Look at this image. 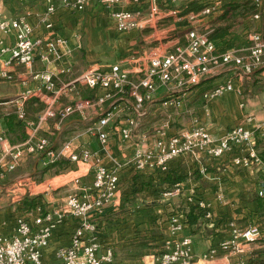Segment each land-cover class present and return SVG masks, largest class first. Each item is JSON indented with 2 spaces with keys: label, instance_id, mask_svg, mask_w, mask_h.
Instances as JSON below:
<instances>
[{
  "label": "crops",
  "instance_id": "0c3cea01",
  "mask_svg": "<svg viewBox=\"0 0 264 264\" xmlns=\"http://www.w3.org/2000/svg\"><path fill=\"white\" fill-rule=\"evenodd\" d=\"M252 1L255 4V0ZM262 2L264 4V0ZM51 3L56 5V10L50 16L54 31L66 38L67 49L70 51L62 62L55 63L53 67L65 65L72 69V74L63 75L58 85L62 84L60 82H68L92 65L107 67L111 63H105L110 59H116L115 63H123L134 76L133 71L136 69L139 56L123 53L126 47L135 46L136 40L133 37L138 30L118 31L111 15L113 11L126 8V5L107 7L97 0L90 2L84 10L78 11L64 6L60 0H0V11L9 17L24 15L35 28L39 27L41 31H46L40 25V20ZM160 6L169 8L173 5L163 1ZM221 13L222 11L211 17L199 18L196 28L200 30L212 28V20ZM246 26L247 35L239 47L248 45L247 37L251 32H260L264 35V17L255 20L251 15L246 21ZM4 41L8 45L13 44L14 36H6ZM45 68L46 64L37 58L35 71H43ZM257 72L253 76L237 80L241 93L226 92L208 102L203 97L204 90L234 76V67H221L210 75V81L208 79L203 86L184 94L181 109L165 108L162 104L167 98L179 96L178 92L159 89L154 101L146 105V114L139 118L134 137L130 141L123 140L119 133L114 131L117 121L111 126V138L105 149H102L97 137L88 133L89 124L100 116L99 109L89 110L86 118L78 114L72 115L64 124V121L62 123L51 121L49 125L43 127L40 135L49 137L53 148L58 149L67 140L74 139L77 146L91 148L96 152V156L89 163L72 162L68 157H63L57 162L64 161L60 169L61 174L45 179L38 186L47 183L46 189L38 192L23 193V189H16L17 181L6 184L8 176L6 179H0V186L6 189L9 197H12V205L0 206V235L13 237L16 234V218L19 216L34 225L36 217L58 209L70 195H83L84 188L93 184L95 166L101 160L108 167L121 166L117 194L95 217L100 253L103 254L108 249H112L114 253V260L110 264H155L163 251L166 239L171 237L180 239L186 236L192 238V264H227L239 261L249 263L252 253L256 249L264 248V238L247 246L243 254L234 255L219 249L215 256L208 259L203 257L230 238L233 225L240 227L259 225L264 233V197L259 196L264 173L258 169L249 170L236 166L233 160L240 154L239 151L220 158L208 157L201 153H187L171 161L166 172L159 169L137 171L127 162L134 155L136 147L145 142V135H148L149 143H153L156 139L151 135L160 138L158 129L167 124L166 136L190 129L189 117L192 118L193 115H196L201 124L216 138L222 137L238 125L254 131L257 123L264 120V70ZM31 86L34 87L36 84L31 83ZM80 87L84 86L76 85L71 92L60 96L56 100V106L67 105L94 95L90 88L84 87L89 91V95L76 97ZM120 98L122 103L132 102L128 93ZM40 101L46 107V101L41 99ZM106 105L105 107H108L109 104ZM15 111L16 106L0 105V132H4L11 143L13 142L4 121L9 115H13L15 120L19 121ZM127 117L128 115H124L121 123ZM22 125L26 139L29 130L23 122ZM63 138L67 140L64 141ZM256 140L263 153L264 137H257ZM44 160V154H37L25 160L20 167L33 161L34 175H38L43 173V166H47ZM56 167L59 165L53 169ZM47 171L50 174V170ZM48 173L45 174L46 177ZM60 177L62 178L59 182H64L56 185L52 183V180L57 181ZM77 178L79 182L75 181ZM177 186L182 190L180 197L170 199L165 195ZM23 195L24 198L21 197ZM191 209L197 218L195 223H189L186 214ZM174 212L185 213L184 227L176 233L172 232L170 223V217ZM78 226V219L70 215H66L57 224L50 239V246L43 255L42 264H54L59 261L57 251L71 244L72 235ZM173 264L182 263L177 261Z\"/></svg>",
  "mask_w": 264,
  "mask_h": 264
},
{
  "label": "built area",
  "instance_id": "2783aa9c",
  "mask_svg": "<svg viewBox=\"0 0 264 264\" xmlns=\"http://www.w3.org/2000/svg\"><path fill=\"white\" fill-rule=\"evenodd\" d=\"M97 0H60L64 6L82 11L86 6ZM101 4L112 7L126 5V8L112 12V19L120 32L155 27L167 14L160 8L166 1L175 5L180 0H98ZM206 3L199 12H191L188 17L197 21L201 17L210 16L222 8V0H204ZM257 11L255 20L264 17L262 0H255ZM148 7V12L145 9ZM56 10L51 3L47 12L41 17L39 27H34L24 15L9 17L0 11V81L17 80L24 88L16 96L0 101V105L16 106V117L28 128V136L22 142L13 144L4 132H0V179H6L8 173L16 171L21 164L37 155L44 154L45 165H54L63 157L72 162L89 163L96 152L87 146H77L74 139L67 140L60 148H53L49 137L40 135L44 126L51 121L62 123L72 115L85 117L91 109H99L100 116L88 126V133L97 137L102 149H105L111 138V126L125 141L134 137L139 125V118L146 114V105L152 103L156 92L161 89L175 90L180 95L163 100L165 108L181 109L183 96L189 91L204 85L210 75L220 67H234L232 78L216 83L203 92L206 101L211 102L226 92L241 93L239 81L259 70H264V35L251 32L247 39L248 45L218 52L215 43L210 39L209 32L198 28L187 30L184 44H177L171 51H151L139 57L132 76V71L115 63L107 67L90 66L80 75L68 82H60L63 75H71V67L55 66L69 54L67 40L54 31L51 14ZM14 36L13 44H6L4 37ZM37 58L46 64L43 71H35ZM31 83L36 86L32 87ZM76 85L88 87L94 95L79 99L73 103L56 106V100L68 94ZM126 93L132 102L122 103L120 96ZM38 98L46 101V107L36 119H29L24 104L27 100ZM109 104L108 107H105ZM124 115L128 117L121 123ZM251 119V117H249ZM166 126L158 129L155 142L149 143L148 135L134 152L128 164L137 171L159 169L166 172L170 162L187 153H201L208 157L220 158L234 151L239 155L233 160L238 167L249 170H261L264 173V158L257 146V137H264V120L251 131L238 125L222 137L216 138L202 125L195 115L191 119V128L166 136ZM120 165L108 167L101 160L95 166L94 181L84 188L83 195H70L58 209L43 213L36 217L32 225L24 217L16 218V234L13 237L0 235V264H42L43 255L50 246V239L57 224L66 215L78 219L79 226L74 231L71 244L57 251L59 261L54 264H110L114 260L112 249L100 253L98 243V226L95 217L109 205L119 189ZM75 181L79 182V178ZM263 186L259 196L264 197ZM179 186L165 193L170 199L180 197ZM41 210V209H40ZM210 216L211 214L208 213ZM185 213L174 212L170 217L173 233L184 227ZM264 238L259 225L240 227L233 225L231 236L214 249L203 255L205 259L215 256L219 249L230 254H243L247 246L258 243ZM192 238H168L164 242L163 251L155 264H192ZM227 264H248L239 261Z\"/></svg>",
  "mask_w": 264,
  "mask_h": 264
},
{
  "label": "rangeland",
  "instance_id": "374dc122",
  "mask_svg": "<svg viewBox=\"0 0 264 264\" xmlns=\"http://www.w3.org/2000/svg\"><path fill=\"white\" fill-rule=\"evenodd\" d=\"M194 1L201 2L204 0H181L177 2L174 6H170L169 8L160 6L163 13L167 14V16L160 20L158 23L155 24V27H146L143 29H138V32L133 37L134 40H136L135 46H128L125 48L124 55H138L139 57H142L144 55L149 54L151 51H171L174 49V47L177 44H184L186 41V33L188 29L196 28V24L198 21H192L189 19L188 15L190 13H184L186 6L190 5ZM202 7L200 10L203 9V4H201ZM165 8V9H164ZM148 7L145 9V13L148 12ZM222 11V8L219 11H216L212 15L208 16H214L218 12ZM217 17V16H215ZM214 20H212L213 22ZM252 29V28H251ZM205 32L211 31V28L204 29ZM130 34V33H128ZM135 47V48H134ZM236 48V47H235ZM118 58V57H117ZM116 60V59H115ZM114 59L105 60L107 63H111V65L115 64ZM93 67H99L98 65H92ZM221 68V67H220ZM219 69V68H218ZM83 71V70H82ZM79 72L76 74L77 76L80 75ZM216 71V70H215ZM210 81V79H209ZM203 86V85H202ZM22 86L17 80H14L12 82H5L0 83V101H4L6 99H9L18 95L22 91ZM89 95V91L86 88L80 87L79 94H76V97L82 96L87 97ZM108 105V104H107ZM106 105V106H107ZM13 108V107H12ZM196 116V115H195ZM190 120L192 119L189 117ZM66 122V120L63 122V124ZM67 136V134H66ZM68 137V136H67ZM66 138V137H65ZM63 138V140L65 139ZM65 139L64 141H66ZM62 166L56 167L55 169H49L50 174L48 173V169L43 166L44 170L43 173H39L38 175H34V162L30 161L27 165L26 163L19 167L18 170L8 173V179L6 180L7 183H13L17 181V188L16 189H23V193H29V192H38L43 189H46L47 183L44 185L38 186L40 183L44 182L45 179H50L51 177L55 175H60V169ZM47 169V170H46ZM48 173L49 175L46 177L45 174ZM23 178V179H21ZM62 177H60L57 181L52 180L53 184L61 183L64 181L59 182V180ZM25 179V181H23ZM66 181V180H65ZM1 183V181H0ZM4 187L0 186V206L1 207H8L12 205V197L8 196L7 191ZM18 193V192H17ZM26 195V194H25ZM21 196L24 198V196ZM28 195V194H27Z\"/></svg>",
  "mask_w": 264,
  "mask_h": 264
},
{
  "label": "trees",
  "instance_id": "16d2710c",
  "mask_svg": "<svg viewBox=\"0 0 264 264\" xmlns=\"http://www.w3.org/2000/svg\"><path fill=\"white\" fill-rule=\"evenodd\" d=\"M222 13L213 21L211 31L209 33L210 39L215 43L218 52L222 53L229 49L239 47L246 38V21L253 15L257 9L252 0L242 2L241 0H223ZM205 1H194L186 6L184 13L199 12ZM258 73V72H256ZM254 73L253 75H255ZM251 75V76H253ZM45 107V104L38 98H32L25 102L24 109L26 115L30 119H36L37 114ZM7 126V133L13 143L23 141L26 137L25 129L22 122L16 121L13 115H9L5 119ZM264 158V151L262 153ZM64 161H60L55 165L46 166L49 170L55 166H62ZM46 169V170H47ZM189 223L197 221L193 209L186 213ZM248 264H264V248L256 249Z\"/></svg>",
  "mask_w": 264,
  "mask_h": 264
}]
</instances>
